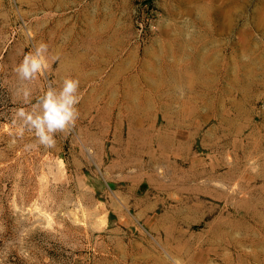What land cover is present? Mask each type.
Segmentation results:
<instances>
[{"label":"rangeland","instance_id":"rangeland-1","mask_svg":"<svg viewBox=\"0 0 264 264\" xmlns=\"http://www.w3.org/2000/svg\"><path fill=\"white\" fill-rule=\"evenodd\" d=\"M67 76L79 118L27 148ZM0 264H264V0H0Z\"/></svg>","mask_w":264,"mask_h":264},{"label":"clouds","instance_id":"clouds-1","mask_svg":"<svg viewBox=\"0 0 264 264\" xmlns=\"http://www.w3.org/2000/svg\"><path fill=\"white\" fill-rule=\"evenodd\" d=\"M47 53L48 45L39 42L24 54L20 63L14 68L21 82L20 91L25 101L32 95L27 85L35 81L49 67ZM79 88V79L72 76L63 78L58 86H53L50 82L29 109L21 107L15 111L13 123L18 133L23 135L27 131L35 138V144L26 145L27 148L36 145L52 147L56 142L57 133L75 125L79 118L77 108L80 100Z\"/></svg>","mask_w":264,"mask_h":264},{"label":"bare ground","instance_id":"bare-ground-1","mask_svg":"<svg viewBox=\"0 0 264 264\" xmlns=\"http://www.w3.org/2000/svg\"><path fill=\"white\" fill-rule=\"evenodd\" d=\"M247 240V239H246ZM248 246V245H247Z\"/></svg>","mask_w":264,"mask_h":264}]
</instances>
